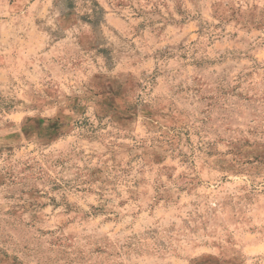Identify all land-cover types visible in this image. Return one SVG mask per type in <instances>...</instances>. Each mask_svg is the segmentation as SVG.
<instances>
[{"label": "rangeland", "instance_id": "1", "mask_svg": "<svg viewBox=\"0 0 264 264\" xmlns=\"http://www.w3.org/2000/svg\"><path fill=\"white\" fill-rule=\"evenodd\" d=\"M0 264H264V0H0Z\"/></svg>", "mask_w": 264, "mask_h": 264}]
</instances>
